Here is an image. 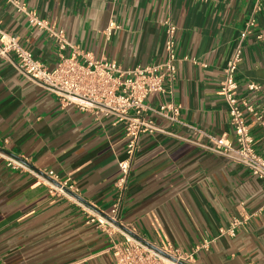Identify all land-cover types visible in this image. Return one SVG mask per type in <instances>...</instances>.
Returning <instances> with one entry per match:
<instances>
[{
	"label": "crops",
	"instance_id": "obj_1",
	"mask_svg": "<svg viewBox=\"0 0 264 264\" xmlns=\"http://www.w3.org/2000/svg\"><path fill=\"white\" fill-rule=\"evenodd\" d=\"M20 1L50 27L64 30L73 46L124 69L162 63L166 22L177 26L173 95H154L146 103L182 105L180 122L154 118L161 131L141 137L120 223L148 240L161 232L193 253L194 264H264V183L214 151V139L235 141L220 84L252 16L256 23L236 81L239 95L264 116V0ZM110 22L118 29L108 36ZM0 29L55 68L54 38L1 0ZM250 82L262 90L250 92ZM247 120L264 156V128L249 114ZM126 145L124 125L113 117L62 107L55 95L0 58L1 150L75 183L79 198L104 214L117 196L114 184ZM89 220L73 201L52 195L46 182L0 161V264H113L108 234ZM235 220L241 223L236 235H221Z\"/></svg>",
	"mask_w": 264,
	"mask_h": 264
},
{
	"label": "built area",
	"instance_id": "obj_2",
	"mask_svg": "<svg viewBox=\"0 0 264 264\" xmlns=\"http://www.w3.org/2000/svg\"><path fill=\"white\" fill-rule=\"evenodd\" d=\"M1 1L24 14L31 26L46 30L49 36L54 38L59 49V61L55 68H47L22 46L17 36L1 29L0 58L14 63L20 74L55 95L62 107L74 106L98 119L113 117L115 123L124 125L127 145L126 156L118 163L119 176L114 184L117 196L110 211L104 214L92 210L80 201L76 184L69 180L61 182L55 172L36 170L27 159L16 158L1 149L0 161H5L7 167L14 171L31 174L38 180L46 182L52 195L73 201L89 215V221L97 223L98 227L109 236L108 252L113 258V264H194L193 253L182 251L161 232L154 240H148L131 228L121 225L119 218L141 137L161 131L154 118L171 123L180 122L182 105L174 101H161L157 107H152L146 103L148 98L154 95H173V83L179 62L175 48L177 26L170 21L166 22L167 39L165 59L162 63L124 69L115 61L98 60L91 53L83 52L73 46L67 41L64 30L50 27L46 20L29 10L20 0ZM255 23L256 19L252 16L224 70L220 84L224 100L228 105L229 122L234 130L235 141L229 143L224 137L214 139L216 143L214 151L247 167L254 177L264 183V156L257 152L247 115H251L253 123L262 128H264V116L257 112L246 98L239 95L236 81L245 40ZM116 29L118 26L110 22L107 35L111 36ZM68 49L69 55L65 53ZM247 90L261 91L262 86L250 82L247 84ZM240 225L241 223L235 220L229 227L222 228L220 234L235 236Z\"/></svg>",
	"mask_w": 264,
	"mask_h": 264
},
{
	"label": "water",
	"instance_id": "obj_3",
	"mask_svg": "<svg viewBox=\"0 0 264 264\" xmlns=\"http://www.w3.org/2000/svg\"><path fill=\"white\" fill-rule=\"evenodd\" d=\"M80 201H82V202H84L85 204H87L84 200H82V199H80V198H78ZM87 205H89V204H87Z\"/></svg>",
	"mask_w": 264,
	"mask_h": 264
}]
</instances>
